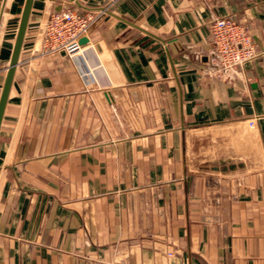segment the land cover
<instances>
[{"label": "crops", "instance_id": "0c3cea01", "mask_svg": "<svg viewBox=\"0 0 264 264\" xmlns=\"http://www.w3.org/2000/svg\"><path fill=\"white\" fill-rule=\"evenodd\" d=\"M25 2L0 0V96ZM70 9L97 18L95 50L41 56ZM223 17L258 56L220 79ZM0 264H264V0H34L0 128Z\"/></svg>", "mask_w": 264, "mask_h": 264}, {"label": "built area", "instance_id": "2783aa9c", "mask_svg": "<svg viewBox=\"0 0 264 264\" xmlns=\"http://www.w3.org/2000/svg\"><path fill=\"white\" fill-rule=\"evenodd\" d=\"M117 0H111L115 3ZM97 18L81 15L75 10L53 13L45 22L42 32L41 56L65 54L75 58L88 50H95L97 40L92 36ZM215 52L218 78L252 62L258 56L256 46L248 29L234 19L216 18L210 26ZM86 40L82 44L81 41ZM250 128L255 121H249Z\"/></svg>", "mask_w": 264, "mask_h": 264}, {"label": "water", "instance_id": "95a60500", "mask_svg": "<svg viewBox=\"0 0 264 264\" xmlns=\"http://www.w3.org/2000/svg\"><path fill=\"white\" fill-rule=\"evenodd\" d=\"M33 4H34V0H26L24 8H23L22 16L20 19V23H19V27H18V31L16 35V40H15V44H14V48L12 52V57L10 60V64H9L6 77H5V81L3 84V88H2V93L0 96V128L2 125L3 118H4V113H5L8 97L10 94V90L12 88L16 69L20 61ZM81 43L82 44L86 43V40H82Z\"/></svg>", "mask_w": 264, "mask_h": 264}, {"label": "rangeland", "instance_id": "374dc122", "mask_svg": "<svg viewBox=\"0 0 264 264\" xmlns=\"http://www.w3.org/2000/svg\"><path fill=\"white\" fill-rule=\"evenodd\" d=\"M241 128H242V127H240V129H241ZM206 136H209V137H210V134H206ZM208 141H209V140H206V146H205V147H208V145H209V144H208V143H209ZM205 163H207V162H205Z\"/></svg>", "mask_w": 264, "mask_h": 264}]
</instances>
